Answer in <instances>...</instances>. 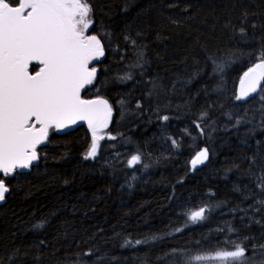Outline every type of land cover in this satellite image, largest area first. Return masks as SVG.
Returning <instances> with one entry per match:
<instances>
[{
    "label": "trees",
    "instance_id": "16d2710c",
    "mask_svg": "<svg viewBox=\"0 0 264 264\" xmlns=\"http://www.w3.org/2000/svg\"><path fill=\"white\" fill-rule=\"evenodd\" d=\"M89 3L104 55L85 94L112 108L106 137L85 159L86 128L51 132L29 173L0 177V264H185L233 242L229 264H264V81L235 99L264 52V0Z\"/></svg>",
    "mask_w": 264,
    "mask_h": 264
},
{
    "label": "snow or ice",
    "instance_id": "6c2138e0",
    "mask_svg": "<svg viewBox=\"0 0 264 264\" xmlns=\"http://www.w3.org/2000/svg\"><path fill=\"white\" fill-rule=\"evenodd\" d=\"M92 12L89 0H0V173L3 176L27 169L38 159L36 146L47 138L49 128H65L78 120L86 121L92 131L85 159L96 157L99 141L104 138L100 133L110 121L112 108L103 99L81 98L82 89L93 84L96 77V68H90L89 64L104 55L97 36L86 35L94 23ZM240 31L243 33L244 29ZM261 57L241 78L236 100H244L261 88L264 52ZM34 61L39 70L33 74L29 67ZM141 62L142 54L138 64ZM121 79H131V75ZM206 115L202 113V117ZM208 156L207 148L200 150L192 159V166L204 163ZM140 160L139 155H133L128 164L133 166ZM261 189L264 191V177ZM8 192L4 179L0 178V201ZM259 203L264 205V201ZM189 219L193 223L205 219V209L191 212ZM233 246L235 250L190 256L185 264L241 261L245 248L234 242Z\"/></svg>",
    "mask_w": 264,
    "mask_h": 264
},
{
    "label": "water",
    "instance_id": "95a60500",
    "mask_svg": "<svg viewBox=\"0 0 264 264\" xmlns=\"http://www.w3.org/2000/svg\"><path fill=\"white\" fill-rule=\"evenodd\" d=\"M90 28H91V27H90ZM90 28H89V30H90ZM102 58H103V56L100 57V58L98 59V62H99V63L101 62ZM31 65H34V66L37 67V70H36V71L39 70V65H38L37 62L34 61V62H32V64H30V66H31ZM29 68H30V67H29ZM97 72H98V69H96V75H97ZM33 74H34V73H33ZM242 77H243V76H242ZM261 82H262V81H261ZM87 86H88V85H87ZM85 87H86V86H85ZM84 89H85V88H84ZM84 89H82V91H81V95H82ZM239 91H240V82H239V85H238L237 95H239ZM257 91H258V89H257ZM256 93H257V92H255V93H251L246 99H244V100H239V101H240V102H245V101H247L248 99H250L253 95H255ZM94 99H97V98H94ZM99 99H100V98H99ZM90 100H92V99H90ZM109 122H110V121H109ZM108 125H109V123H108ZM108 125H107V127H106L105 129L108 128ZM37 127H39V125H37ZM81 127H85V128L91 133V129L88 127L87 122H86V121H83V120H78L75 124H70L68 127H65V128L56 129L55 127H52V128H49V130H50V129H53V130L55 131V134H57V135H64V134L71 133V132H73V131H75L76 129L81 128ZM48 135H49V134H48ZM48 135H47V138H48ZM47 138H46L45 140H43L42 143H40V144H38V145L36 146V152H37V155H38V150H39V148H40V147H43V146H45V145L47 144ZM205 162H206V161H205ZM205 162H204V163H205ZM204 163H202V164H198V165H196L195 167H200V166H202ZM37 164H38V159H37L36 161H33L32 164H31V166H30L29 168H27V169H17L16 172L19 173V174H27V173L30 172V170L32 169V167H35ZM16 172H15V173H16ZM15 173H14V174H15ZM14 174H12V175H10V176H3V174L0 173V177H12ZM6 195H7V193L5 194V196H6ZM4 200H5V199H4ZM4 200H3V201H0V206L3 204Z\"/></svg>",
    "mask_w": 264,
    "mask_h": 264
},
{
    "label": "flooded vegetation",
    "instance_id": "af4514ba",
    "mask_svg": "<svg viewBox=\"0 0 264 264\" xmlns=\"http://www.w3.org/2000/svg\"><path fill=\"white\" fill-rule=\"evenodd\" d=\"M92 27V26H91ZM91 28H90V30H88V32L86 33V35H92L91 33ZM98 59L97 60H93V61H91V63L89 64V67L91 68V67H95L96 69H98ZM94 81H95V79H94ZM94 81H93V83H94ZM92 87H93V84H91V85H88V86H86L85 87V89H84V91H83V93H82V95H81V98L82 99H85V100H90V99H94V97H91V95L90 94H85L86 92H88V90H90V89H92ZM85 128V127H84Z\"/></svg>",
    "mask_w": 264,
    "mask_h": 264
},
{
    "label": "rangeland",
    "instance_id": "374dc122",
    "mask_svg": "<svg viewBox=\"0 0 264 264\" xmlns=\"http://www.w3.org/2000/svg\"><path fill=\"white\" fill-rule=\"evenodd\" d=\"M106 131H107V129H103V131L100 133V135H102L104 138L106 137ZM51 132H53V133H55V131L53 130V129H50V130H48V134H50ZM90 137H91V139H92V131H91V133H90ZM109 136H107V138H108ZM102 140V139H101ZM214 264H222V262H219V261H214Z\"/></svg>",
    "mask_w": 264,
    "mask_h": 264
}]
</instances>
